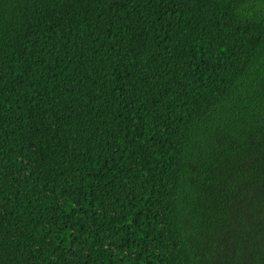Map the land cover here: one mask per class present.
Returning a JSON list of instances; mask_svg holds the SVG:
<instances>
[{"label":"trees","instance_id":"16d2710c","mask_svg":"<svg viewBox=\"0 0 264 264\" xmlns=\"http://www.w3.org/2000/svg\"><path fill=\"white\" fill-rule=\"evenodd\" d=\"M0 264H264V0H0Z\"/></svg>","mask_w":264,"mask_h":264}]
</instances>
